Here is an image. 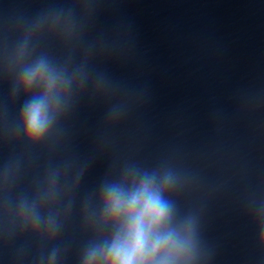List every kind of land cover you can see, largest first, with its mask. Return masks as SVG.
<instances>
[{
    "label": "clouds",
    "instance_id": "1",
    "mask_svg": "<svg viewBox=\"0 0 264 264\" xmlns=\"http://www.w3.org/2000/svg\"><path fill=\"white\" fill-rule=\"evenodd\" d=\"M84 15L78 22L72 9H60L42 15L22 29L20 38L9 52L0 53V71L12 82L13 98L23 95L14 132L29 149L53 139L61 122L75 107L89 85V54L74 61L80 41L82 21L94 0H82ZM45 36H58L68 54L60 60L41 48ZM95 94L107 91L103 76L92 84ZM123 105L114 106L109 120H117ZM56 173L49 184H55ZM195 177L171 160H162L148 168L124 161L116 169L115 179H105L99 189L98 203L85 205V219L94 229V238L85 245L79 264H206L208 253L199 233L197 211L181 214L180 194L192 188ZM52 196L43 191L31 203L22 200L16 218L22 229H29L44 241L54 240L61 227L59 214L44 205ZM259 248L264 264V204L258 212ZM60 249L54 247L47 264H57ZM39 264H45L41 255Z\"/></svg>",
    "mask_w": 264,
    "mask_h": 264
}]
</instances>
